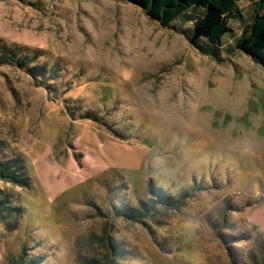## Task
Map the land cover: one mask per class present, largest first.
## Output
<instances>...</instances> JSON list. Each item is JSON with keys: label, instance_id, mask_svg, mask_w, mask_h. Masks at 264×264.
Listing matches in <instances>:
<instances>
[{"label": "rangeland", "instance_id": "1", "mask_svg": "<svg viewBox=\"0 0 264 264\" xmlns=\"http://www.w3.org/2000/svg\"><path fill=\"white\" fill-rule=\"evenodd\" d=\"M256 1L217 61L118 0H0V150L31 178L0 182L21 209L0 264H107L110 242L120 264H264V68L235 47Z\"/></svg>", "mask_w": 264, "mask_h": 264}, {"label": "trees", "instance_id": "2", "mask_svg": "<svg viewBox=\"0 0 264 264\" xmlns=\"http://www.w3.org/2000/svg\"><path fill=\"white\" fill-rule=\"evenodd\" d=\"M132 4L143 10L152 22L157 23L162 29H169L183 36L191 48L213 60L220 61L221 53L225 49V38L234 36L235 32L231 23L244 19L239 4L245 0H118ZM235 47L240 52L250 57L256 64L264 68V0H257L253 6V13L248 23L243 27L241 35L235 40ZM17 66L25 69L31 77L46 79L53 74L48 66L35 65L33 57L18 59L11 54ZM91 116V115H90ZM0 150V182L12 184L15 187L26 188L30 186L28 168L23 160L3 157ZM2 156V157H1ZM155 203L170 209L176 207L180 197L154 189ZM13 194L0 189V219L10 222L21 217L19 207L14 205ZM150 204L142 203V210L128 208L118 211L119 217L130 220H140L143 216L151 214ZM152 218V217H151ZM13 222V221H12ZM123 257L120 248L110 242L107 255V264H120ZM43 257H32L27 248H23L12 264H42Z\"/></svg>", "mask_w": 264, "mask_h": 264}]
</instances>
